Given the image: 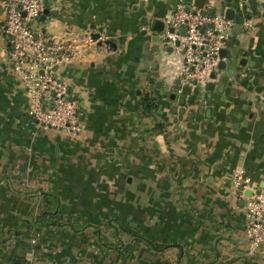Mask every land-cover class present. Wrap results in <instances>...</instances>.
Listing matches in <instances>:
<instances>
[{
	"label": "crops",
	"instance_id": "0c3cea01",
	"mask_svg": "<svg viewBox=\"0 0 264 264\" xmlns=\"http://www.w3.org/2000/svg\"><path fill=\"white\" fill-rule=\"evenodd\" d=\"M5 1L0 264H264L233 185L243 171L264 193V0H205L200 10L230 11L232 28L214 89L198 97L180 94L182 56L161 38L176 5L195 0H45L44 33L77 45L55 68L80 106L76 137L27 117Z\"/></svg>",
	"mask_w": 264,
	"mask_h": 264
},
{
	"label": "built area",
	"instance_id": "2783aa9c",
	"mask_svg": "<svg viewBox=\"0 0 264 264\" xmlns=\"http://www.w3.org/2000/svg\"><path fill=\"white\" fill-rule=\"evenodd\" d=\"M44 7L45 0L3 3V32L9 44L7 62L25 95L27 117L40 129L64 131L76 137L82 130L80 106L67 83L56 76L55 68L69 64L77 56V45L44 33L40 20ZM164 26V45L182 56L181 87L192 91L214 82L211 75L221 61L220 53L232 23L223 15H209L200 9L187 12L184 4H177ZM233 185L243 201L249 253L264 251V193L255 194L257 188L243 171L234 173ZM246 191H251L252 196L245 197Z\"/></svg>",
	"mask_w": 264,
	"mask_h": 264
},
{
	"label": "water",
	"instance_id": "95a60500",
	"mask_svg": "<svg viewBox=\"0 0 264 264\" xmlns=\"http://www.w3.org/2000/svg\"><path fill=\"white\" fill-rule=\"evenodd\" d=\"M174 3L175 4H177L178 3V0H174ZM204 4H205V0H195V2H194V7L196 8V9H202L203 8V6H204ZM184 5H185V9H186V11L188 12L189 10H190V7L189 6H186V4L184 3ZM208 13L210 14V15H212V13H213V11L212 10H208ZM45 14H46V12L44 11L43 12V15H42V17H41V21H43L44 20V17H45ZM229 14H230V11L229 12H227L226 13V18L228 19V20H231V17L229 16ZM160 25V28H161V30L160 31H162V28L164 27L163 26V23H161V22H156V25ZM182 34H184L183 33V31H182ZM99 34H95V35H92L91 36V39H92V41H98L99 40ZM97 45L98 46H102V45H105V46H107V47H111V48H115V45L111 42V41H109V40H104V41H98L97 42ZM225 58V52H224V50L221 52V54H220V59L222 60V59H224ZM232 65H235V62H233L232 63ZM220 66V63H219V65H218V67ZM222 66H226L225 65V63H222L221 64V67ZM224 68V67H223ZM233 73H231V75H232ZM211 79L212 80H216V75H215V73H213L212 75H211ZM226 82V80H223V83H225ZM207 89L209 90V91H213V89H214V83L213 82H210V83H208L207 84ZM181 95H183V96H186V95H193L194 97H198L199 96V94H200V89H194V90H190L189 88H186V87H182V89H181V93H180ZM175 97H176V95H171V99H175ZM189 102H191V103H193L194 102V98H190L189 99ZM183 104V103H182ZM209 112H207V114H208ZM80 121H81V118H80ZM260 193V191H256L255 192V194L256 195H258ZM244 196L245 197H251L252 196V192L251 191H246L245 193H244Z\"/></svg>",
	"mask_w": 264,
	"mask_h": 264
},
{
	"label": "trees",
	"instance_id": "16d2710c",
	"mask_svg": "<svg viewBox=\"0 0 264 264\" xmlns=\"http://www.w3.org/2000/svg\"><path fill=\"white\" fill-rule=\"evenodd\" d=\"M208 14V13H207ZM43 221H44V219H43ZM114 221L113 220H111L109 223H108V227H111V225H112V223H113ZM46 225V224H45ZM116 225H117V223H116ZM131 237H132V242H136V243H139V242H141V243H144V244H147L148 246H149V248H151L152 250H160V249H163L164 247H161V246H155L153 243H150V242H148V241H146V239H144L141 235H138V234H136V233H133V232H131Z\"/></svg>",
	"mask_w": 264,
	"mask_h": 264
}]
</instances>
